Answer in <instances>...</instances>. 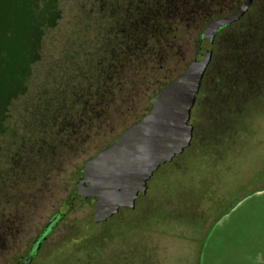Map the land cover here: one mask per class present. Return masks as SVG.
I'll return each mask as SVG.
<instances>
[{
    "label": "trees",
    "instance_id": "1",
    "mask_svg": "<svg viewBox=\"0 0 264 264\" xmlns=\"http://www.w3.org/2000/svg\"><path fill=\"white\" fill-rule=\"evenodd\" d=\"M241 2L44 0L42 19L17 48L12 102L1 106L0 256L9 237L30 225L49 195L46 185L94 147L68 175L75 182L87 160L147 114L206 33L216 32L214 52L188 149L230 148L263 114L264 11L250 9L229 23Z\"/></svg>",
    "mask_w": 264,
    "mask_h": 264
},
{
    "label": "rangeland",
    "instance_id": "2",
    "mask_svg": "<svg viewBox=\"0 0 264 264\" xmlns=\"http://www.w3.org/2000/svg\"><path fill=\"white\" fill-rule=\"evenodd\" d=\"M43 3L0 0V114L1 106L12 102L14 66L21 63L17 48L26 47L29 25L42 19ZM93 149L70 160L61 181L46 185L49 195L30 220L32 230L56 200L68 195L74 186L68 175ZM92 214L93 207L85 203L69 218L86 222ZM124 217V223L108 230L113 237L106 242L96 236L105 247L90 264H264V112L230 148L219 152L194 145L160 167L147 195ZM83 228L91 236L100 226L86 223ZM63 236L56 233L52 240Z\"/></svg>",
    "mask_w": 264,
    "mask_h": 264
},
{
    "label": "water",
    "instance_id": "3",
    "mask_svg": "<svg viewBox=\"0 0 264 264\" xmlns=\"http://www.w3.org/2000/svg\"><path fill=\"white\" fill-rule=\"evenodd\" d=\"M252 3L244 0L228 22L243 18ZM215 39V31L202 36L193 60L154 97L150 111L84 163L76 187L81 196L94 198L95 222L108 220L122 208L134 209L159 168L191 146L192 111L213 58Z\"/></svg>",
    "mask_w": 264,
    "mask_h": 264
},
{
    "label": "flooded vegetation",
    "instance_id": "4",
    "mask_svg": "<svg viewBox=\"0 0 264 264\" xmlns=\"http://www.w3.org/2000/svg\"><path fill=\"white\" fill-rule=\"evenodd\" d=\"M250 9L264 11V0H253ZM178 157H175L169 164L173 163ZM82 169V174L74 182L71 191L75 190L76 195L83 199V202L74 200L75 197L72 196L73 193L71 191L67 196L56 200L51 213L36 229L32 230L29 224H24L23 230L17 238L9 237L6 244V253L0 256V264H47L48 262H53V264H90L97 259L96 252L98 249H101L104 244H100L99 242L101 240L97 239L96 236L101 234L100 238L103 237L104 242H106L109 237H113L108 235V230L111 227H117L119 223H124V214L128 211L135 210L139 202L147 194L137 200L134 209L122 208L108 220L95 222L93 220L95 210L94 198L81 196L76 187V183L83 176ZM87 200L89 202H87ZM85 203H89L90 206L93 207V214L90 220L87 219L86 222H78L76 219L72 220L69 218L71 212H73L76 207ZM227 213L228 211L226 210L219 220ZM218 221H215V223ZM86 223L95 225L97 228L100 226L98 232L94 235L86 236L83 232V225ZM104 227H106V229H104ZM59 232L64 234L63 238L53 241L52 237ZM66 245L68 247H66Z\"/></svg>",
    "mask_w": 264,
    "mask_h": 264
}]
</instances>
